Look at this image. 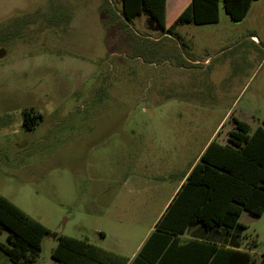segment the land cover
I'll return each instance as SVG.
<instances>
[{
	"label": "rangeland",
	"instance_id": "374dc122",
	"mask_svg": "<svg viewBox=\"0 0 264 264\" xmlns=\"http://www.w3.org/2000/svg\"><path fill=\"white\" fill-rule=\"evenodd\" d=\"M120 10L0 0V195L50 231L35 264H55L53 233L130 255L209 139L264 117V1L169 33ZM240 223L261 253L264 212Z\"/></svg>",
	"mask_w": 264,
	"mask_h": 264
},
{
	"label": "trees",
	"instance_id": "16d2710c",
	"mask_svg": "<svg viewBox=\"0 0 264 264\" xmlns=\"http://www.w3.org/2000/svg\"><path fill=\"white\" fill-rule=\"evenodd\" d=\"M258 0H189L175 19L165 23V0H119L126 22L146 15L157 28L169 33L184 23L215 24L220 4L233 22L247 15ZM40 115L25 128H31ZM227 143L211 140L198 161L182 177L179 190L170 200L154 230L141 246L131 264H264V249L258 259L234 246L204 238L181 243L191 226L219 237L242 238L244 226L238 219L243 211L254 216L264 212V117L250 131L248 124L234 119ZM7 231L0 250L13 264H34L42 240L50 231L39 221L0 195V235ZM51 259L57 264H125L126 259L85 240L57 235ZM255 243H253V247Z\"/></svg>",
	"mask_w": 264,
	"mask_h": 264
},
{
	"label": "crops",
	"instance_id": "0c3cea01",
	"mask_svg": "<svg viewBox=\"0 0 264 264\" xmlns=\"http://www.w3.org/2000/svg\"><path fill=\"white\" fill-rule=\"evenodd\" d=\"M264 0H258V1H255L251 4L250 8H249V11L250 9L252 8L253 5H257L258 3L262 2ZM189 2V0H165V23L166 24H169L171 23L175 17L178 15V13L182 10V8ZM221 5V4H220ZM221 7L222 5L220 6V10H219V18H220V13H221ZM248 11V12H249ZM248 14V13H247ZM247 16V15H246ZM245 16V17H246ZM250 38L253 39L254 42H257L258 43V40H256L254 38V36H250ZM37 115H40V114H37ZM37 115H33L34 117L37 116ZM227 138H225V142H220V144H225L227 143ZM211 140H215V138L213 139V137H211L209 139V141ZM208 141V142H209ZM208 142L204 145V147L201 149L199 155L197 156L196 160L194 161L193 164H195L197 161H198V158L200 156V154L202 153V151L204 150L205 146L208 144ZM192 164V165H193ZM192 165L189 167L188 171L190 170V168L192 167ZM188 171L186 173H188ZM184 181V179H181L180 183L178 184V186L176 187L175 191H174V194L173 196L176 194V192L179 190L182 182ZM173 196L171 197V199L173 198ZM170 199V200H171ZM170 200L168 201V203H166V205L164 206V208L162 209V211L160 212V214L158 215V217L156 218V220L153 222V224L149 227L148 231L144 234V236L142 237V239H140V241L137 243V245L135 246V248L133 249V251L131 252L130 255H127V254H124L123 253V249H124V246L122 245L123 243V239L120 237H116V241H115V244H116V247L112 248V249H105L103 248L102 246H97L103 250H106V251H109V252H112L122 258H125L127 261L125 264H131L133 259L136 257L137 253L139 252L141 246L143 245V243L145 242V240L148 238V236L150 235V233L154 230L155 228V225L156 223L158 222V220L160 219V217L162 216V214L164 213L167 205L169 204ZM242 214V213H241ZM241 216V215H240ZM239 223H240V217L238 219ZM101 239L105 238V235L101 234ZM194 237H197V238H204L205 240H212V241H215L216 244L220 245L221 242H223L225 240L224 243L228 244L231 243V244H234V246H238V250H241V251H245V252H248L254 259H258L259 256L261 255V253H255L254 252V247H253V243L254 241H252L251 243H246L245 242V236H244V232H243V235H242V238H239V239H236V240H230L229 238H225L224 237H219V234H216V233H208V232H202L199 228L198 225H194V226H191L182 236H180V239H181V243H185L186 241H188L189 239H194ZM88 242V241H87ZM89 243V242H88ZM125 243V242H124ZM91 244V243H90ZM126 247V246H125ZM1 251V250H0ZM2 252V251H1ZM262 252V251H261ZM3 253V252H2ZM4 254V253H3ZM5 255V254H4ZM6 256V255H5ZM11 263L8 258H4L3 255L0 254V264H8ZM55 264H57L55 261H54ZM13 264V263H11ZM35 264V263H34Z\"/></svg>",
	"mask_w": 264,
	"mask_h": 264
},
{
	"label": "flooded vegetation",
	"instance_id": "af4514ba",
	"mask_svg": "<svg viewBox=\"0 0 264 264\" xmlns=\"http://www.w3.org/2000/svg\"><path fill=\"white\" fill-rule=\"evenodd\" d=\"M32 113L30 111H25L23 116V125L28 123L34 116L31 115Z\"/></svg>",
	"mask_w": 264,
	"mask_h": 264
}]
</instances>
